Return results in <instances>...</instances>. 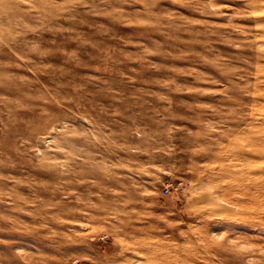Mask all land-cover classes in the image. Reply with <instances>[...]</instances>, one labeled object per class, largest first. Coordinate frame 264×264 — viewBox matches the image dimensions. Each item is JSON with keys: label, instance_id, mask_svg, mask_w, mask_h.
Instances as JSON below:
<instances>
[{"label": "rangeland", "instance_id": "374dc122", "mask_svg": "<svg viewBox=\"0 0 264 264\" xmlns=\"http://www.w3.org/2000/svg\"><path fill=\"white\" fill-rule=\"evenodd\" d=\"M0 264H264V0H0Z\"/></svg>", "mask_w": 264, "mask_h": 264}]
</instances>
